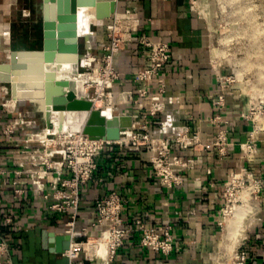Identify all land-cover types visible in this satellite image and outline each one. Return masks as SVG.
<instances>
[{
    "label": "crops",
    "instance_id": "1",
    "mask_svg": "<svg viewBox=\"0 0 264 264\" xmlns=\"http://www.w3.org/2000/svg\"><path fill=\"white\" fill-rule=\"evenodd\" d=\"M11 5L13 1L0 0V30L9 29V48L36 49L18 44L27 37V29L22 23L28 22L24 12L27 9L14 13ZM115 13L131 14L140 23L132 40L114 57V67L120 74L114 91H125L129 95L132 92L133 98H137L135 89L139 83L133 81V73L146 65L145 54L137 44L139 35L165 41L171 53L164 68L167 73L166 111L174 115L176 126H188L190 132H198L202 141L209 142L214 132L209 118L217 93L216 75L211 64L208 26L195 9L193 0H116ZM11 25L21 29L11 33ZM0 49H5L1 38ZM0 73L11 78L13 89L22 81L7 70ZM18 99L12 94L6 103L11 109L0 107V237L9 240L14 264H68L66 257L42 246L43 231L62 235L66 215L50 211L51 199H44L29 184H23L24 193L14 197V171L20 169L19 162L23 161L25 149L20 139L25 138V132L44 126L43 120L36 117L34 111L26 110L21 101H16ZM142 101L145 105L149 103L148 99ZM249 104L242 95L228 98L229 154L219 159L209 147L194 167L195 177H187L182 184L172 188L160 185L154 178L149 152L123 155L114 147L110 153L99 156L94 179L81 188L79 220L93 219L94 201L110 191L126 197L123 216L126 226L133 230L111 264H229L221 253L224 235L219 227L224 182L232 171L243 165L251 166L264 181V124L254 135L259 146L254 160L245 159L239 148V143L245 141L253 129L252 120L244 116ZM132 105L130 102L120 105L121 112L133 114L136 121L137 112L132 110ZM23 117L33 121L32 125L16 127L11 138L14 141H9L3 129ZM161 118L162 115L155 116L149 125L158 126ZM48 124L45 122V126ZM260 196L263 208L256 216L264 220V184ZM138 223L151 227L171 225L172 252L165 255L140 245ZM247 236V264H264V223L249 231Z\"/></svg>",
    "mask_w": 264,
    "mask_h": 264
},
{
    "label": "built area",
    "instance_id": "2",
    "mask_svg": "<svg viewBox=\"0 0 264 264\" xmlns=\"http://www.w3.org/2000/svg\"><path fill=\"white\" fill-rule=\"evenodd\" d=\"M139 23V19L131 14L121 16L114 12L105 23H101L100 33L96 37L86 38L84 49L78 55V67L85 78L83 85L86 96L93 104L101 99V106L110 107L114 115L126 114L121 112L119 106L130 102L133 104L132 110L137 112V120L130 128L121 130L119 139L92 138L82 132H70L68 127L55 133L50 130L49 124L25 132V138L20 139L25 149L23 161L19 162L20 169L14 171V197L24 193L23 184H29L44 199H51L50 211L66 215L62 235L69 236V245L60 254L67 258L68 264H111L117 250L133 230L126 226L123 216L127 199L114 190L94 201L93 219L79 220L81 188L94 179L100 155L110 153L114 147L123 155L149 152L154 178L160 185L172 188L182 184L187 177H195L194 167L209 147L219 159L226 157L231 148L228 136L230 119L226 106L234 77L233 73L215 70L212 58L217 93L212 100V115L209 118L214 129L209 142L202 141L198 132H190L188 126H176L174 115L166 111L164 96L167 73L164 68L170 61L171 53L165 41L139 35L137 44L145 54L146 65L133 73V81L139 83L135 89L137 98H133L132 92L129 95L125 91H114L115 82L120 78L114 67V57L132 40ZM121 94H124L123 98ZM174 98L179 99L177 96ZM142 99H148V105ZM157 115H162L159 125L151 127V119ZM244 116L250 117V113ZM257 117L251 119L253 129L249 137L239 143L245 159L257 151L254 135L261 128V119ZM32 123L25 117L15 119L3 129V133L12 142L16 127ZM238 172L230 173L224 183L225 189L244 173L247 178L238 181L239 187L243 190L244 187L253 188L255 197H260L263 188L260 178L247 172L244 166ZM245 182H248V186ZM223 212H226L225 208ZM10 220L7 218L8 222ZM137 229L140 231V245L165 255L172 252L174 236L171 225L151 227L138 223ZM246 239L248 236L237 246L235 264H247L249 252ZM0 264H14L10 257L9 240L4 236L0 237Z\"/></svg>",
    "mask_w": 264,
    "mask_h": 264
},
{
    "label": "rangeland",
    "instance_id": "3",
    "mask_svg": "<svg viewBox=\"0 0 264 264\" xmlns=\"http://www.w3.org/2000/svg\"><path fill=\"white\" fill-rule=\"evenodd\" d=\"M8 1H13L10 9L14 13L24 8L27 9L24 12L28 15L25 17L26 20L28 19V22H22L27 29V37L25 36L21 43L18 44H21L20 46H35L36 49L40 48L41 39L35 40L36 37L32 36L39 37L42 34V0ZM84 2L85 5L81 3V7L79 8L81 10H88L90 5V7L92 6V12H94V17H92L94 23H85L87 26L85 27L89 32L88 38H92V36L96 37L100 33L101 23H105L108 19L101 18L104 13L109 11L110 2L109 0H84ZM193 2L195 9L199 11L208 26L209 49L214 61L213 64L215 63V70H222L224 68L228 70L226 73H233L234 82H232L231 95H242L246 97L250 103L248 108V113H250L249 118L254 119L253 117L258 115L257 118L261 119L260 125L262 128V124H264V0H193ZM27 24L32 25V27L25 26ZM19 29H21L20 26L14 27L11 25L10 27L11 33L17 32ZM6 30L9 36V29ZM85 40L86 35L79 37V54L84 49ZM5 49H0V63H7L9 61V42ZM214 50L218 51L217 55H214ZM67 70H69L68 67L63 70H58V72L69 74ZM13 76L17 79H22L14 87L13 94L19 99L29 98L32 100L34 98V82L44 79V70L42 67H31L28 70L15 71ZM10 97V84L0 82L1 108L11 109V106H3ZM21 103L26 110L34 111L36 117L43 120V127H45V122H48L49 118L43 107L28 99L21 100ZM121 108L119 106V109ZM255 144L257 151L248 157L249 161L254 160L258 152L259 146L257 140H255ZM262 165L264 166V162ZM240 167L231 173H240L238 172ZM244 167L247 169V172H252L255 177L260 178L264 182L251 166L245 165ZM260 168L262 167L260 166ZM242 175L237 176V182L231 183L226 189L223 186L224 203L220 209L221 218L219 220L221 223L219 226L221 234L223 233V225L225 224L226 226L230 223V218H233L231 213L228 212L229 207L232 205H241L238 195L243 189L239 187L238 181L247 178L244 173ZM245 185L248 186V182H245ZM244 189L250 192L248 205L251 208L249 210L250 212L240 221V240L230 252L225 251L224 241L222 242L221 253L225 261H228L229 264H235L234 253L237 246L241 245L244 238L249 234V231L264 223L261 217L256 216L263 208V204L260 201L261 196L259 197L257 195L256 198V193L253 191V188L244 187ZM224 208L226 212H223Z\"/></svg>",
    "mask_w": 264,
    "mask_h": 264
},
{
    "label": "water",
    "instance_id": "4",
    "mask_svg": "<svg viewBox=\"0 0 264 264\" xmlns=\"http://www.w3.org/2000/svg\"><path fill=\"white\" fill-rule=\"evenodd\" d=\"M115 1L109 0V11L103 14L101 19L109 18L115 12ZM84 0H42V38L41 47L37 49H11L9 48V61L0 63L10 67H22L23 57L32 56L40 59L45 50L57 51V60L70 61L71 71L76 74L79 71V37L77 32V8L81 7ZM69 54V56H63ZM5 76V77H4ZM0 82L9 83L11 95L13 84L0 73ZM52 85V84H51ZM58 88H67L65 96L54 97L52 108L65 111V120L70 132H82L92 138L117 140L121 130L133 125V115L114 114L105 117L99 109L94 108L87 98L84 85L81 80L62 79L56 84ZM121 98L124 94L120 95ZM24 99H18L21 101ZM35 102V101H33ZM39 105V104H38ZM41 107V105H39ZM69 236L55 235L54 232H42V246L53 253H61L68 248Z\"/></svg>",
    "mask_w": 264,
    "mask_h": 264
},
{
    "label": "bare ground",
    "instance_id": "5",
    "mask_svg": "<svg viewBox=\"0 0 264 264\" xmlns=\"http://www.w3.org/2000/svg\"><path fill=\"white\" fill-rule=\"evenodd\" d=\"M92 2V1H90ZM89 5V4H88ZM92 7V6H91ZM89 5L88 10H81L79 7L77 8V32L80 35H86L88 38L89 32L86 29L85 23L93 24L94 15ZM88 11V12H87ZM94 11V9H93ZM96 14V13H95ZM84 19V20H83ZM86 26V27H85ZM0 38L2 43H4L5 47L8 46L9 36L7 31L0 30ZM57 51L55 50H45L42 52L40 59L32 56L23 57L22 67H10L6 65H0L1 70H7L11 73L15 71H24L28 70L31 67H42L44 70V79L37 80L34 82V98L35 103L41 105L48 115L50 130L57 133L61 129H65L68 127L65 120V111L64 110H56L52 108V102L54 97L65 96L67 92V88H58L56 85L58 81L62 79H72V80H81L84 83L85 78L81 71L79 70L76 74L72 73L71 67L72 63L70 61H59L57 60ZM218 51L214 50V55H217ZM63 56H69V54H63ZM69 68V74H64L63 72H58V70H63L65 68ZM75 75V76H73ZM78 75V77H77ZM11 80V78H9ZM52 84V85H51ZM93 104L94 108L99 109L102 114L109 118L112 117L110 107L101 106L102 100L97 99ZM241 205H232L229 207L228 212L231 213V216L234 218H230V223L226 226L223 225V235H224V249L226 252H230L234 247L238 244L240 240V221L244 216H246L250 211V206L248 205L250 201V192L245 189L238 195ZM229 243V244H228Z\"/></svg>",
    "mask_w": 264,
    "mask_h": 264
},
{
    "label": "flooded vegetation",
    "instance_id": "6",
    "mask_svg": "<svg viewBox=\"0 0 264 264\" xmlns=\"http://www.w3.org/2000/svg\"><path fill=\"white\" fill-rule=\"evenodd\" d=\"M41 38H42V34L37 39L40 40Z\"/></svg>",
    "mask_w": 264,
    "mask_h": 264
}]
</instances>
